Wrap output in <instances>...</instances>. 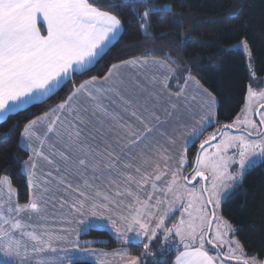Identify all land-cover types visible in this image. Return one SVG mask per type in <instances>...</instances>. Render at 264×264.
<instances>
[{
	"label": "snow or ice",
	"instance_id": "1",
	"mask_svg": "<svg viewBox=\"0 0 264 264\" xmlns=\"http://www.w3.org/2000/svg\"><path fill=\"white\" fill-rule=\"evenodd\" d=\"M122 6L121 0H105L103 6L95 0H0V117L43 102L72 80L73 74L94 67L122 35L124 21L115 14ZM129 7L145 39L153 38L148 33L151 17L162 16L163 9L171 11L170 5L158 6L151 0H132ZM176 26H180L178 20ZM240 44L251 68L249 45L246 40ZM165 59L168 63L145 53L111 65L103 77L93 75L79 84L73 81L64 100L23 126L20 137L31 152L24 162L27 202L19 203L10 179L0 177V255L5 264L12 257L20 264H31L30 253L37 257L35 264H51L41 254L56 252L54 244L60 241L67 245L60 249L65 253L60 264H73L68 250L81 247L79 233L98 226L94 220L105 221L124 242L146 241L141 256L116 253L124 264H146L142 257L155 255L151 244L158 239L164 244L175 241L183 248L175 264H260L244 256L239 241L230 238L235 230L217 210L240 186L246 169L257 160L264 161V103L256 106L264 101V89L257 91L264 80L251 73L256 87L253 83L245 86L247 104L241 114L205 137L190 162L189 138L203 135L206 126H211L217 99L189 71L184 84L191 82L201 89L198 111L185 104L196 126L184 135L182 150L173 156L177 130L185 125L180 116L171 131L164 124L179 106L170 104L162 121L157 112L161 94L148 92L139 80L151 65L150 85L165 70L168 75L159 84L167 89L168 80L175 78L169 64L176 62ZM184 91L181 88L176 97ZM148 99L156 102L150 106ZM89 126L99 142L91 133V142L83 135ZM173 159L178 161L174 168L169 163ZM40 161L50 168L42 169ZM190 163L192 171L185 176ZM72 177L77 179L75 184ZM57 203L60 209L67 205L71 216L62 214L60 223L75 224V228L50 227L49 205ZM122 205L123 210L116 211ZM176 212L179 220L168 226ZM33 217L37 223H32ZM73 234L77 239L69 240Z\"/></svg>",
	"mask_w": 264,
	"mask_h": 264
},
{
	"label": "trees",
	"instance_id": "2",
	"mask_svg": "<svg viewBox=\"0 0 264 264\" xmlns=\"http://www.w3.org/2000/svg\"><path fill=\"white\" fill-rule=\"evenodd\" d=\"M158 6L170 5L171 11L153 15V23L148 33L152 39L138 29L132 9V1L121 0L123 5L115 14L124 21L122 35L83 74H73L72 80L65 82L54 94L43 102L27 106L18 113H9L0 121V177L7 176L18 191V201L23 204L28 199L26 175L22 164L28 153L20 145V131L23 126L46 112L50 106L59 104L76 84L95 75L103 77L111 65L133 57H150L170 63L174 76L185 78L189 71L199 83L217 99L216 116L220 124L232 121L245 102V86L251 73L256 78L264 76V0H151ZM103 6L105 0H95ZM103 10H111L104 7ZM143 11V8L136 9ZM178 20L180 26H176ZM168 35H162L163 33ZM189 39L185 40V35ZM247 41L252 54V67L241 47ZM175 41V43H169ZM200 139L190 145L187 153L191 162L199 147ZM198 146V147H197ZM191 170V163L187 166ZM223 217L229 221L241 247L245 252L262 260L264 258V161L249 168L240 186L221 206ZM174 218V217H173ZM81 240L92 243L84 246L111 250L123 246L107 230L90 229ZM102 240V241H92ZM131 256H141L142 246L126 245ZM179 249L168 248L152 256H164L162 264H171ZM73 264H91L74 262ZM149 264H152L149 263Z\"/></svg>",
	"mask_w": 264,
	"mask_h": 264
},
{
	"label": "rangeland",
	"instance_id": "3",
	"mask_svg": "<svg viewBox=\"0 0 264 264\" xmlns=\"http://www.w3.org/2000/svg\"><path fill=\"white\" fill-rule=\"evenodd\" d=\"M124 1H132V0H123V2ZM43 30H44V27L42 28V31ZM247 61L249 64L248 57H247ZM152 75H153V72L151 71V65H150V70L146 71L142 75H140L139 80L142 84H145V86L148 88V92H155V93L161 94L160 99H159V107L157 108V112L161 116V120L163 121L165 119V109L169 108L170 104L174 103V104H177L179 106L178 110L176 112H174L173 116L171 118H168V122L166 124H164V129L171 131V129L173 128V126L176 123V117L177 116H180L181 123L183 125H185V127H181L177 130L178 131L177 141H176L175 146H173L171 148V154L173 156H175L176 154H178L182 150L184 135H187V133L190 132L194 126H196V122L188 115V108L185 107V104H187L194 111H198L197 103L201 99V89L198 88V86L196 84L191 83V82H189L187 85H185L184 79L183 78H177V77L170 78L168 80V88L167 89L162 88L159 84V81L163 78L164 75H168V73L165 70H161L158 73L157 83L154 85H150L149 82L151 80ZM257 79L258 80H264V76L259 77ZM249 83H253V86L256 87L255 83L251 79H250ZM200 86H202V85L200 84ZM181 88H183L185 90L184 94H182L179 98H177L176 93L179 92ZM202 88L205 89L203 86H202ZM262 89H264V86L257 87V91H260ZM146 96H147V92L141 94V102L144 101V98ZM193 96L196 97L195 101H193L191 99ZM155 102L156 101L154 99H148V104L150 106ZM261 103H264V101H259L256 106L259 107ZM246 104H247V96L245 97V102H244L243 106L241 107V110L246 106ZM216 106H217V104H216ZM216 106L214 108V120H213L211 126H206V130L204 131L203 135H200L199 137L193 136V137L189 138L188 147L190 145H192L198 139H200V141H199V143H200L210 133L216 131L220 126L225 125V124H220V123L217 124L215 122L216 120H218L217 116H216ZM241 110L237 114V116L241 114ZM236 117L233 120H235ZM253 118L256 119L255 116H253ZM233 120L226 123V124L232 123ZM89 133H91L94 136H97V142H99V136L91 126H89V128L84 130L83 135L86 138H89ZM180 134H183V135H180ZM160 140H161L162 144L165 143L163 138H160ZM89 142H91L90 138H89ZM20 145L22 147H24V143H23L21 137H20ZM57 147H59V145H57ZM24 148L27 151L28 156H29L31 154L30 150L27 149L26 147H24ZM45 151H47V150H45ZM117 151H119V149H117ZM260 162H261L260 160H257L255 162V164L250 165L246 169V171L249 168H251L252 166L259 164ZM169 163L174 168L178 164V161L176 159H173ZM161 164L163 166V161H161ZM40 167L42 169H44L45 171H47L50 168V166H48L47 164H41V163H40ZM186 168L184 169V172H183V174L185 176H187L190 172V170L187 171ZM22 170H23L24 174H26L24 163L22 164ZM246 171H245V173H246ZM2 177H7V176L4 175ZM169 178H170V176L165 177V179H169ZM71 180H72V183H74V184L77 182V179L75 177H72ZM160 183H163V181H161ZM192 183L195 184L196 182L192 181ZM60 195H61V193H59V192L56 193L57 197H59ZM14 199H15V197H14ZM120 210H123V205L121 206L120 209H116V211H120ZM62 214H63V216H67L68 218H71V216L68 213L67 205L64 207V209H60L58 203H57L56 207H52L51 204L49 205L48 215L50 217V219H49L50 227L52 229H55V230H59V228L65 227V226L69 227V228H75L76 227L75 224L62 225L60 223V221L62 219ZM217 214L219 216L223 217L222 212H221V207L217 210ZM179 218H180V214H179V212H176L173 216H171L170 219H168V221H167L168 226H172V224L175 223L176 221H178ZM223 219L226 220L224 217H223ZM32 223H37L35 217H33ZM93 223H94V225H98V226L90 227L86 231H82L79 233L78 239H79V243H80L81 247L78 249H69L68 250L67 255L71 256L73 258V263L74 262H89L91 264H97L98 260H102L105 262V264H124L123 260H121V257L119 255H116V253L124 252L127 254V256H131L129 254L130 250L128 249V247H126V245H128V244L140 245V246H142V252H144L143 243L146 241L138 242L135 239H133V240H130L128 242H124L120 238L117 237V235L111 230L110 227L107 226L105 221L94 220ZM95 228L101 229V230H107L111 236H113L117 241H119L121 244H124V245L120 246L118 248H115V249H111V250H106V249L99 248V247L84 246L85 242L89 241V240H81V236L85 232H88L90 229H95ZM230 238L238 241V239L235 235L230 236ZM68 239L69 240H75V239H77V236H76V234H73V235L69 236ZM92 241H102V240H92ZM29 247H30V243H29ZM54 247L57 248L56 252L47 251V252L41 254V256L43 258L49 259L51 261V264H60V259L65 256V253L61 252L60 249L66 248L67 245H65L64 242L60 241V242H56L54 244ZM206 247L210 248L211 246L206 245ZM166 248H168L169 250L179 249L178 251H176V255L179 254V251L183 250V248L175 241H169L167 244H164L162 239H158V240L153 241L151 244V251L154 254L156 252H160L162 249H166ZM241 249H242V253L244 254V256H246V258H248L249 260H251L252 258H255L257 261H259V262L261 261L256 256H253V255L245 252L242 247H241ZM88 252L95 253V255H87ZM212 254H215V253L213 252ZM82 256H83V259H80ZM29 258L31 260V264H35L37 257L32 256L30 253ZM153 259L154 258L152 256L142 257V260L146 261V264H149L151 262H152V264H154V261H156V260L163 261L164 256H158V259H156V260H153ZM0 264H5V257H3L2 255H0ZM8 264H20V261L17 258L12 257L9 260ZM171 264H175V257L172 260Z\"/></svg>",
	"mask_w": 264,
	"mask_h": 264
},
{
	"label": "crops",
	"instance_id": "4",
	"mask_svg": "<svg viewBox=\"0 0 264 264\" xmlns=\"http://www.w3.org/2000/svg\"><path fill=\"white\" fill-rule=\"evenodd\" d=\"M40 27H41V29L44 27L43 26V24H41L40 25ZM5 117H0V121L2 120V119H4ZM24 148V147H23ZM25 149V148H24ZM40 163L41 164H46L45 162H43V161H40ZM26 175V174H25ZM260 264H264V258L260 261Z\"/></svg>",
	"mask_w": 264,
	"mask_h": 264
},
{
	"label": "water",
	"instance_id": "5",
	"mask_svg": "<svg viewBox=\"0 0 264 264\" xmlns=\"http://www.w3.org/2000/svg\"><path fill=\"white\" fill-rule=\"evenodd\" d=\"M199 149V148H198ZM198 151V150H197ZM191 171H192V169L190 170V172L189 173H191ZM189 175V174H188Z\"/></svg>",
	"mask_w": 264,
	"mask_h": 264
}]
</instances>
